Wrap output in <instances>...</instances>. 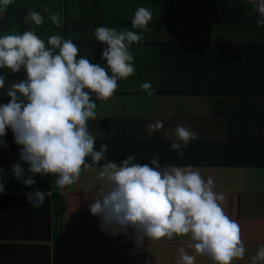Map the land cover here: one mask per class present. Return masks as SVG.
I'll return each mask as SVG.
<instances>
[{
    "label": "clouds",
    "instance_id": "9594fccd",
    "mask_svg": "<svg viewBox=\"0 0 264 264\" xmlns=\"http://www.w3.org/2000/svg\"><path fill=\"white\" fill-rule=\"evenodd\" d=\"M256 10L255 23L264 27V0H244ZM13 0H0V12H4ZM49 12V19L61 28L62 12ZM44 16L29 9L24 16L26 23L42 26ZM152 12L139 7L132 19L133 29L147 31ZM97 41L105 47L100 63L78 57V46L71 39L54 34L47 41L40 38L35 29L22 34L0 36V69L19 73L26 78L5 86V75H0V89L10 97L0 104V147H7L2 139L11 129L14 143L20 146V162L11 168L12 175L33 190L26 194L28 203L40 208L46 192L35 188L36 175H53L54 188L61 196L66 186L75 184L83 170L93 168L105 159L107 144L95 149V138L89 133L88 121L96 118V101H108L118 88V81L135 73L134 57L130 52L133 43L144 37L137 31L99 26L94 31ZM109 72L111 74H109ZM141 90L152 95L150 82L141 84ZM93 96L95 100H93ZM163 128L161 121L149 124L150 132ZM178 142L170 145L180 156L190 141L198 135L178 126L175 131ZM91 157V163L87 162ZM128 155L117 164L107 161L99 175L107 178L110 187L99 191L90 204L93 216L101 218L105 230H117L125 236L133 229V242L139 248L145 239L171 240L173 236L189 235L187 245L197 255L211 258L213 264H232L242 259L246 246L240 237L238 223L225 214L221 202L224 193L214 191V181L206 180L199 170L188 167L162 169L159 157L149 164L133 163ZM24 164L27 165L25 169ZM4 170L0 168V174ZM0 178V193L5 192ZM196 256L180 251L179 264H195ZM252 264L264 262V244L257 246Z\"/></svg>",
    "mask_w": 264,
    "mask_h": 264
},
{
    "label": "trees",
    "instance_id": "16d2710c",
    "mask_svg": "<svg viewBox=\"0 0 264 264\" xmlns=\"http://www.w3.org/2000/svg\"><path fill=\"white\" fill-rule=\"evenodd\" d=\"M139 7H146L152 12L147 31L132 28L131 19ZM45 8L52 12H62L61 28L52 24L50 13L45 12ZM29 9L44 16L42 26L24 21ZM256 16V10L244 0H13L4 12H0V36L22 34L35 29L36 34L47 41L51 35L59 34L78 46V59L84 57L92 63L106 66V62L101 61L105 45L96 40L95 29L99 26L114 27L117 30L128 28L137 31L144 39L140 43H133L130 48L138 56L134 59L135 73L118 81L114 95H147L139 85L148 80L149 74L150 81L159 82L152 94L175 97L214 96L221 98L220 101L235 98V105L230 111H223L225 107L217 109L218 119L225 114L230 120L226 128L223 126L220 138L212 132L197 131L195 133L198 139L190 141L183 150V156L170 148L172 143L178 141L168 139L161 132H145L149 123L156 122V114L153 112L136 113L131 106L125 105L127 113L124 116H96L95 120L88 121V126L90 123L94 126L90 134L95 138V149L99 150L101 144L109 146L105 159L96 166L102 167L107 161L119 164L128 155H133V163L149 165L150 159L159 157L161 168H258L264 172V107L255 102L264 96V82L260 72L253 70L244 61L239 62L241 53L251 48L238 45V42H257L236 41L232 34L226 33L238 26L258 27L255 23ZM0 75H5L4 89L10 83L26 78L23 69L19 73L0 69ZM4 89H0V104H6L10 100L4 94ZM256 106H259L258 110L255 109ZM157 121L163 122L161 119ZM211 136L215 138L210 139ZM86 159L91 163V157ZM49 177L51 174L33 177L35 187L51 183L50 179L46 180ZM15 182L16 190H22L20 182ZM48 188L49 185L40 189L50 191ZM70 198L68 196L64 200V195H60L55 204L64 205L65 201L66 214L82 215L83 203L89 197L77 195L76 200ZM257 198H254V207L261 202ZM90 199L93 200L94 197ZM17 201L24 205L28 202L24 200L22 203L14 196L0 195V205L15 204ZM43 205L45 209H39L37 213L45 215L43 211L46 210L48 216L52 197L46 195ZM1 212L6 213L2 207ZM46 222L50 225L49 219ZM238 225L247 232L246 235L240 229V237L246 239L250 246L253 244L251 249L257 248L259 244L256 243H264V227L256 234L244 222ZM116 236L123 240L120 243L132 242L129 235ZM256 252L250 251V256H254Z\"/></svg>",
    "mask_w": 264,
    "mask_h": 264
},
{
    "label": "crops",
    "instance_id": "0c3cea01",
    "mask_svg": "<svg viewBox=\"0 0 264 264\" xmlns=\"http://www.w3.org/2000/svg\"><path fill=\"white\" fill-rule=\"evenodd\" d=\"M231 30L236 34V37L234 39L236 41L257 42H238V45L240 46L251 48L249 51L246 50L241 53L242 58L239 59V62L241 63L244 61L248 65H251L253 70L260 72L262 77L261 80L262 82H264V29H262L261 27L249 28V26H247L246 28H242V26H238L232 28ZM242 49L244 48L242 47ZM129 50L133 54L134 59L138 57L136 51L132 49ZM147 77L148 80H146L145 82L151 83L152 81L149 80V74ZM153 77L156 76L154 75ZM156 81L158 80H153V82ZM154 95L155 99L152 101L156 106H166L167 104H169L168 99L188 100V98H190L189 100H193V97L191 96L175 97L161 94ZM157 97H162V100L158 103H154ZM93 99L95 100L94 96ZM100 102L101 100L96 101V112L98 110V104ZM255 102H259L264 107V96L261 99H257ZM233 105H235V98H225L221 100V102L217 103L216 109L221 110V107H225L223 111H230L231 109H233ZM189 106L192 107L193 104L190 103ZM258 107L259 106H256L255 109L258 110ZM216 109L213 108L214 112L212 110V112L210 113L212 115L210 123L213 124V127L208 132H214L215 124L222 130L223 126H225L226 128V125L230 123V120L226 118L228 115L223 114L224 117L221 116V119H218L216 117V114H218V110ZM152 111L153 107H151V112ZM109 114L110 115L108 116H101L97 115L96 113V116L110 118L124 116L123 111H121L119 115H116L114 113ZM184 117L189 118V112H185ZM162 123L166 125L168 123V120L164 118ZM188 123L191 124V127L188 129L193 131V119L190 118ZM145 128V132L149 131L148 126H146ZM91 129L94 130V126L92 125V123H90V125L88 126L89 133H92ZM163 130H167V127H164ZM163 130L161 129L159 131ZM175 131L176 129L174 130V135ZM151 133L152 132H150V134ZM2 139L6 140L7 147H0V168L4 170V172L0 174V178L3 179L4 187L6 190L5 192L0 193V195L17 197L23 203L24 200H27L26 194L33 189H28L23 186L22 183H20L19 186H21L23 189L16 190L17 186L15 185V181L17 180L12 175L11 168L18 162L22 163L19 157L20 146L14 143V135L11 129L7 130V135ZM170 140L177 141V138ZM24 167L26 169L27 165L24 164ZM165 168L168 169L170 167ZM193 169L200 170V168ZM244 169L246 168L216 167L204 168L201 170L219 171ZM100 170H102V167L100 166H94L91 169L83 170L79 180L75 184L66 186L64 200L70 194H83L81 196L89 197L83 203L82 215L66 214L65 201L64 205L60 203L55 204V201L60 198V194L54 188L53 175H51V177L49 178H46V180L50 179L51 183H46L42 187L38 184L35 187L39 188L37 190L46 192L47 196L49 195L52 197V206L48 216L46 210L43 211L45 215H41L42 213H37L39 212V209H45L44 205L40 208H34L28 202L24 205L19 204L18 201L15 204H8L6 206L0 205V207H2V210L6 212L0 213V236H2L0 237V264H125L127 261H131L133 259L132 255H130L126 260L122 261L117 256V250L116 253L112 251L113 244H111L110 242L116 241V234H113L112 232L109 233V237H107L106 232H104L106 230L102 227L101 218L99 216H93L90 213L89 206L93 203V200L90 198L95 197L99 191H107L110 187V184H108L101 185L95 188H89V186L91 185V181H93L94 179V176L98 177L97 174L100 173ZM217 173L221 174L220 172ZM226 183L227 181H225L224 185L221 186L224 190H230L231 188L235 187V185H232V183L227 185ZM48 185L50 191H44L43 189H40L45 188ZM263 187L264 185L262 184L259 189L261 190ZM28 210H32V212H28ZM47 219L50 220V225L48 224V222H46ZM24 234H28L29 236ZM108 243L110 244L108 247H106ZM103 244L104 246H101ZM256 244L260 245L264 243ZM183 250L189 255H197L190 249ZM201 257L202 260L197 258L195 259V264H213V261H210L209 257ZM252 257L253 256H251V258ZM246 258L247 257L244 256L242 259H234L233 261H237V264H246ZM156 259L159 264H179L180 261V257L174 258L171 255L164 258L158 256V258ZM141 262L142 261H139L138 263L140 264ZM257 264H264V262L258 261Z\"/></svg>",
    "mask_w": 264,
    "mask_h": 264
},
{
    "label": "rangeland",
    "instance_id": "374dc122",
    "mask_svg": "<svg viewBox=\"0 0 264 264\" xmlns=\"http://www.w3.org/2000/svg\"><path fill=\"white\" fill-rule=\"evenodd\" d=\"M226 33L227 34L230 33L232 34V37H236V34L232 30H227ZM158 83H159L158 81L151 82L152 92L158 86ZM154 99H155L154 94L152 95L147 94L141 96L113 95L106 102L101 100V102L98 104L99 107L96 113L97 115L108 116L110 115L109 113H114L116 115H119L121 111H123L125 115L127 113V111L124 108L125 105L131 106L134 112L136 113L139 111L142 113H148L151 112V107H153L152 112L156 114L155 121L159 119L163 121L164 118L168 120V123L166 125H163L162 128L163 130L164 127H167V130H163L159 132L163 133L169 139H176L177 137L174 135V130L178 126H185L186 128H190L191 124L188 123L190 118L193 119V132L209 131L210 129H212L213 124L210 123L212 115L210 113L212 112L213 108L216 109L217 103L221 102L220 98H215V97H193V100H189L190 98H188V100L178 99L179 101L175 99H168L169 104H167L166 106H156L155 104H153L152 101ZM161 100L162 97H157L154 103H158ZM190 103L193 104L192 107L189 106ZM185 112L186 113L189 112V116H190L189 118L184 117ZM214 127L215 130L213 134L218 138H220L221 128H219L216 124ZM144 130H146V128ZM212 138L215 137L211 136L210 139ZM199 171L201 175L205 178V180L208 177H211L213 179L214 191L225 194V199L224 201L221 202V207L223 208L225 214L228 215L231 219L235 220L238 224L244 222L247 228L251 232L252 230H254L256 234H259L261 228L264 227V219H263L264 187L261 190L259 189L263 184V176H264L263 170L258 168H246L244 170H219V171H208V170L200 169ZM217 172H220L221 174H218ZM97 175L98 177L94 176V179L93 181H91L90 183L91 185L89 186V188L90 187L95 188L101 185L110 184L107 178H102L100 177L99 174ZM225 181H227L226 185L232 183V185H235V187L231 188L230 190L229 189L224 190L221 186L224 185ZM69 197H71L70 199L76 200L75 197H77V195L70 194ZM254 198L255 199L257 198V200H259V198L261 199V202L257 203L256 207L252 205L254 203ZM240 229H242L241 226ZM242 230L245 232L244 229ZM128 231H129V236L132 237L133 229H129ZM104 232H106L107 237H109L108 234L112 232L113 234L115 233L116 235H123L117 230H112V231L106 230ZM245 234L247 235V232H245ZM118 238L121 237H116L115 242L114 241L110 242L111 244H113L112 251L116 253L117 250V256L122 261L126 260L130 255H132L133 257L131 261H127L125 264H139L138 263L139 261H142L140 264H159V262L156 259L158 258V256L164 258L171 255L174 258H178L180 257L181 249H189L188 247L185 246H187L191 242L189 235H184V236L174 235L171 240L164 238L160 241L151 242L150 240L145 239L143 242V246L138 248L133 242V239L131 243H127L126 245L125 243H120L123 240ZM241 240L246 246V252L244 255L247 257L245 259L247 261L246 264H252L250 251H257V248L251 249L250 244L246 243V239H241ZM110 243H108L106 247H108ZM101 246H104V244ZM122 246L125 247L126 249L123 248ZM190 250L195 252L192 249ZM251 254H253V252ZM196 258L202 260V257L200 255H196ZM209 259L211 261V258ZM232 264H237V261H232Z\"/></svg>",
    "mask_w": 264,
    "mask_h": 264
}]
</instances>
